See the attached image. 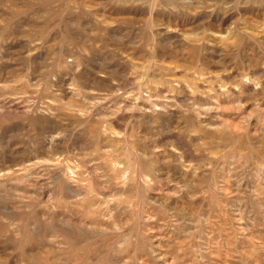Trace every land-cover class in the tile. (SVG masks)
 <instances>
[{
  "label": "rangeland",
  "instance_id": "obj_1",
  "mask_svg": "<svg viewBox=\"0 0 264 264\" xmlns=\"http://www.w3.org/2000/svg\"><path fill=\"white\" fill-rule=\"evenodd\" d=\"M0 264H264V0H0Z\"/></svg>",
  "mask_w": 264,
  "mask_h": 264
}]
</instances>
